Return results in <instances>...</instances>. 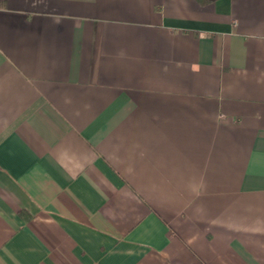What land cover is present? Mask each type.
<instances>
[{"label":"crops","instance_id":"obj_1","mask_svg":"<svg viewBox=\"0 0 264 264\" xmlns=\"http://www.w3.org/2000/svg\"><path fill=\"white\" fill-rule=\"evenodd\" d=\"M0 264H264V0H0Z\"/></svg>","mask_w":264,"mask_h":264}]
</instances>
